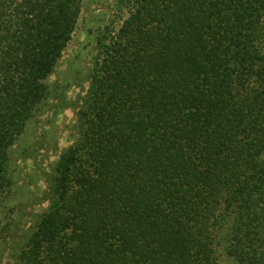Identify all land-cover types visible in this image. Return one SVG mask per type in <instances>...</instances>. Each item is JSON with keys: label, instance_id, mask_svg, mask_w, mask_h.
I'll list each match as a JSON object with an SVG mask.
<instances>
[{"label": "trees", "instance_id": "1", "mask_svg": "<svg viewBox=\"0 0 264 264\" xmlns=\"http://www.w3.org/2000/svg\"><path fill=\"white\" fill-rule=\"evenodd\" d=\"M83 0H0V200L11 148L51 100ZM76 137L13 264H264V0H117ZM25 224H24V223ZM5 242L6 247L1 246Z\"/></svg>", "mask_w": 264, "mask_h": 264}, {"label": "rangeland", "instance_id": "2", "mask_svg": "<svg viewBox=\"0 0 264 264\" xmlns=\"http://www.w3.org/2000/svg\"><path fill=\"white\" fill-rule=\"evenodd\" d=\"M121 17L124 13L117 8V0L82 1L74 32L49 78L53 87L60 91V96H65L66 104L55 106L56 100L49 101L43 111L28 122L12 146L10 168L15 174V185L13 195L10 194L11 204L0 200V219L4 222L6 218L9 221L14 218L17 207L25 204L19 214L30 225L32 217L48 206L40 197L47 188L48 174L53 172L61 153L76 137L75 106L89 85L87 75L96 53V36L105 25L119 24ZM5 245V242L1 243V246ZM0 264H13L6 249L0 257Z\"/></svg>", "mask_w": 264, "mask_h": 264}]
</instances>
